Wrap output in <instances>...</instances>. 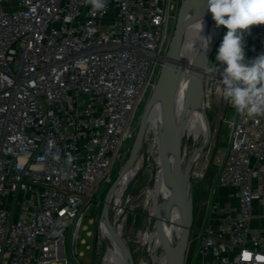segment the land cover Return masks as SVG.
<instances>
[{
  "label": "built area",
  "instance_id": "1",
  "mask_svg": "<svg viewBox=\"0 0 264 264\" xmlns=\"http://www.w3.org/2000/svg\"><path fill=\"white\" fill-rule=\"evenodd\" d=\"M174 0H0V264H60L165 60ZM246 55L264 52V25ZM147 102V101H146ZM190 264H264V116L236 113ZM98 204L100 203L97 201ZM73 257L76 264H79Z\"/></svg>",
  "mask_w": 264,
  "mask_h": 264
},
{
  "label": "rangeland",
  "instance_id": "2",
  "mask_svg": "<svg viewBox=\"0 0 264 264\" xmlns=\"http://www.w3.org/2000/svg\"><path fill=\"white\" fill-rule=\"evenodd\" d=\"M174 1L176 5L175 13L177 14L181 0ZM171 24H173V27L174 22ZM226 31L222 26V32L226 33ZM221 41L219 40L216 43L209 57V60L213 63H216L215 56ZM219 67L222 71L223 65H219ZM158 74L159 71H157V78ZM220 79L222 77L219 75H203L204 85L201 91L205 105L203 114H205L209 122V134L207 143L200 156L197 157L193 166L189 169L193 223L184 264H190L191 255L198 240V234L202 231L201 224L206 219V202L211 191L216 189L214 185L218 166L228 143L230 128L227 123L233 119L234 108L220 94ZM146 101L145 99L142 102L143 104L140 105L134 118L135 120H133L132 125L135 127V134L144 113ZM193 118L194 116L189 118L183 130L180 161L186 160L191 155L201 139V127L198 134H195L192 129L197 124ZM190 123H192L191 129L187 127ZM200 125L202 126V123ZM132 142L133 140L125 142L120 149V153H122L120 160H116L112 168L113 181L128 158ZM164 146V137L161 136L155 122H152L151 126L147 127L143 144L132 167L133 172L135 171L136 173V177L131 185L132 187L125 194V204L120 207L119 202L121 201H117L118 203L111 207L109 215L110 222L121 226L120 236L127 241L133 253L135 264H159L165 257L166 248L168 249L170 244V237L163 238L159 233V228L157 227L158 220L155 218L160 217L163 212L160 194L157 192L155 185L150 187L153 175L160 168V156L164 150ZM131 180L132 178L128 182L130 183ZM97 185L93 197L94 201L86 212L85 218L78 225L75 244L72 246L70 243L71 227H69L66 235L57 242L58 262L60 264H76L73 252L79 264H123L120 252L117 248L111 247L102 230V201L105 199L110 185L102 184L100 180ZM125 185H122V187ZM218 190H215V194ZM97 201L100 203L98 204ZM149 231H153L154 233L153 248L149 255L144 256L145 239Z\"/></svg>",
  "mask_w": 264,
  "mask_h": 264
},
{
  "label": "water",
  "instance_id": "3",
  "mask_svg": "<svg viewBox=\"0 0 264 264\" xmlns=\"http://www.w3.org/2000/svg\"><path fill=\"white\" fill-rule=\"evenodd\" d=\"M198 0H181L177 10L176 18L174 21L173 31L171 38L168 43L167 52L165 55V60L160 67L158 78L155 82V87H153L152 92L147 100V104L144 109V113L139 122L137 132L135 134L132 146L127 160L121 167L118 175L112 182L107 192L105 199L102 201V226H104V235L106 238L110 237L108 230V213L115 202H113V195L118 187L123 176L125 169L132 168L136 162L139 150L143 144L145 132L147 127H150L149 120H146L149 115L150 109L155 107L158 103V109L155 111L153 118L157 125L158 131L161 136L164 137L165 147L167 146V152L163 150L160 160V170L166 178L173 180L175 178L179 179L180 190L183 200V208L177 204V226L179 227V234L176 243L171 248H166V264H184L185 253L188 246L189 236L192 231L193 223V206H192V195L190 191L189 175L186 178V170H182V166L185 160L180 161V150L182 146V128L181 122L177 120L175 115V104L174 97L177 93L179 85V76L186 75L187 79V92L190 93L191 103L197 101L200 98V88L199 82L203 79V66L209 60L211 52L219 40H222L225 33L222 32V26L216 27L215 36L211 39L208 51H200L198 56V63L196 66H187L183 62V57L185 54L183 47V40L187 37L189 42H193L196 39L195 30L189 28L191 20L188 17L190 9H192ZM205 17H212L211 13L207 10ZM204 35L208 36L209 32L204 30ZM157 107V106H156ZM191 110V109H190ZM205 122V129L202 133L199 143L190 155L194 158L193 162L190 164V168L193 166L195 160L203 148L205 147L207 140L204 138L209 134V122L205 114L202 115ZM136 177L132 178L128 187L124 190L125 194L128 193L132 183ZM156 220L158 219L155 217ZM114 241L123 249L124 256L126 257V264H134L132 258L130 257L129 249L126 248V240L117 234H113ZM125 246V247H124Z\"/></svg>",
  "mask_w": 264,
  "mask_h": 264
},
{
  "label": "clouds",
  "instance_id": "4",
  "mask_svg": "<svg viewBox=\"0 0 264 264\" xmlns=\"http://www.w3.org/2000/svg\"><path fill=\"white\" fill-rule=\"evenodd\" d=\"M94 10H103L107 0H85ZM207 10L211 13L217 28L227 31L218 47L216 63L207 61L203 71L213 76H221L220 94L236 113L255 119L264 116V52L249 59L246 55L247 35L254 26L264 25V0H207ZM194 29L201 50L208 51L211 36L204 35L203 18L189 24ZM219 65H223V70Z\"/></svg>",
  "mask_w": 264,
  "mask_h": 264
},
{
  "label": "bare ground",
  "instance_id": "5",
  "mask_svg": "<svg viewBox=\"0 0 264 264\" xmlns=\"http://www.w3.org/2000/svg\"><path fill=\"white\" fill-rule=\"evenodd\" d=\"M207 0H198L195 6L190 9L188 13V17L191 20V22H195L196 20L203 18L205 22V28L207 32H209L208 36H211L213 38L216 33V25L215 21L212 19V17H205L207 13ZM194 30V29H193ZM183 47H184V52L186 55L183 57V62L187 66H196L198 63V56H199V46L198 44L196 46H193L192 42H189L187 40V37L184 38L183 40ZM203 75L207 74L205 72H202ZM187 79L188 76L186 75H181L179 76V85L177 89V93L174 97V104H175V115L177 117V120L182 121L181 122V128H182V135H183V130L185 127V124L188 122L189 118L191 116H194L193 120L195 121V124L193 128L191 127L192 123H190L187 127L189 129H193L195 134H198L200 127H201V132H200V137L202 136V133L205 129V122L203 118L201 119V116L203 114L204 110V102L202 99V87H203V79L199 82V90H200V98L191 103V98H190V93L187 92ZM157 106V107H156ZM158 103L155 105V107H152L149 111L148 118L146 120H149L150 125L152 122H155L157 125L156 121L153 119L155 111L158 109ZM191 109V110H190ZM202 123V126L200 125ZM158 126V125H157ZM205 140L208 139L207 137L204 138ZM167 146L165 147L164 151L167 152ZM197 156V155H196ZM195 156V157H196ZM195 157L188 156V158L185 160V163L182 166V170H186V178L189 175V169H190V164L193 162ZM135 171L133 172L132 168L125 169L123 172V176L120 182V186L118 187V190L114 192L113 195V202L114 204L120 203V207H122L123 204H125V187H127V184L129 183L131 178L135 176ZM128 182V183H127ZM126 184V185H125ZM122 185H125L122 187ZM156 186L157 192L160 194V200L161 204L163 207V212L161 213V216L158 217L157 221V227L159 228V233L162 235L163 238H168L170 237V244L169 248H171L177 241L178 239V234H179V227L176 225L178 220H177V204L180 205L181 208H183V200H182V195H181V188L179 184V179L175 178L173 180H170L169 178H166L163 173L161 172L160 168L157 171L156 174L153 175L152 182L150 187ZM118 201V202H117ZM120 209V208H119ZM111 209L109 210L110 213ZM109 213H108V219H109ZM111 219L108 220V230L110 237L107 238L111 247L112 248H117L118 251L120 252L122 263L126 264L127 260L126 257L124 256L125 254L123 253V249L119 247V245L114 241L113 234H117V237L120 236V230L121 226L116 225L115 223L110 222ZM104 229V226H102V230ZM104 233V231H103ZM121 237V236H120ZM145 239V246H144V251L143 254L144 256L149 255L153 248V241H154V233L153 231H149ZM126 248L128 247L130 257L133 260V256L130 250V247L126 241L125 243ZM125 247V246H124ZM134 263V260H133ZM159 264H166V258L164 257Z\"/></svg>",
  "mask_w": 264,
  "mask_h": 264
},
{
  "label": "crops",
  "instance_id": "6",
  "mask_svg": "<svg viewBox=\"0 0 264 264\" xmlns=\"http://www.w3.org/2000/svg\"><path fill=\"white\" fill-rule=\"evenodd\" d=\"M224 152H225V149H224ZM257 184H260L262 186V189L264 190V176L260 179V181L256 180L254 182L255 187L257 186ZM226 194H227L226 189H220L215 194V196L217 197V200L220 204H224L226 202V200H225ZM254 214H255V218L250 222L249 229L252 233H254L256 235L264 236V211L261 210V207L258 203L254 204ZM204 222H202V224H201L202 229L205 225Z\"/></svg>",
  "mask_w": 264,
  "mask_h": 264
},
{
  "label": "trees",
  "instance_id": "7",
  "mask_svg": "<svg viewBox=\"0 0 264 264\" xmlns=\"http://www.w3.org/2000/svg\"><path fill=\"white\" fill-rule=\"evenodd\" d=\"M109 215H110V213H109ZM131 253H132V251H131ZM133 256V255H132ZM133 260H134V258H133ZM134 264H135V262H134Z\"/></svg>",
  "mask_w": 264,
  "mask_h": 264
}]
</instances>
